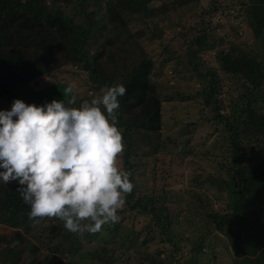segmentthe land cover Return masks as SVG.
Returning a JSON list of instances; mask_svg holds the SVG:
<instances>
[{
  "label": "trees",
  "instance_id": "obj_1",
  "mask_svg": "<svg viewBox=\"0 0 264 264\" xmlns=\"http://www.w3.org/2000/svg\"><path fill=\"white\" fill-rule=\"evenodd\" d=\"M177 1L0 0V102H4L0 111H10L15 100L39 107L64 99L66 106L72 107L63 93L74 83L77 100L73 107L78 108L82 102H90L102 87L122 84L126 93L118 98L117 127L124 152L119 167L131 173L133 190L124 195L119 221L113 226L103 225L102 230L112 226L113 233H118L125 213L150 216L155 227L161 229L163 242L181 253L171 227L178 217L171 218L170 209L164 208L167 201L173 200L191 209L188 213L191 219L184 217V220L193 225L192 232L198 235L195 245H191L190 259L179 263L175 258L172 262L168 258L163 261L159 254L141 251L148 237L139 244L137 236L123 249V243H103L88 232L72 233L57 218H44L33 227L30 205L16 191L18 182L5 184L0 180V226L13 230L12 240L21 235L32 240L34 246L29 250L34 262L41 252L47 255L41 264H74L80 255L95 264H128L129 255L139 256L142 264H198L205 257L207 263H214L213 254L207 256L204 252L208 248L206 241L215 232L221 245L229 247L232 264H264V0L239 1L238 15L249 31L250 42H242L238 47L222 38L216 57L219 67L204 74L193 69L203 87L202 103L212 113L204 122L218 130L215 134L226 147V151H220L225 160L221 169L226 171V179L218 176L222 181L208 180L210 186L223 187L227 192V205L223 211L207 212L203 217L200 210L203 201L197 195L201 184L188 191L195 200L187 201L185 194L171 187L167 178L163 177V183L156 189L160 180L155 178L156 172L151 195L136 197L140 188L144 190L138 182L143 173L139 159L153 157L159 151L171 154L177 147L175 142H170L171 147L161 141L162 104L172 99L163 100L159 96L152 79L154 62L143 44L145 39L148 42L160 39L155 32L159 31L161 18L168 16L167 4ZM180 2L186 4L189 0ZM208 7V12H203L208 19H202L194 29L195 41L188 46L191 53L195 46L204 45L209 29L216 31L220 26L217 23L210 27L217 9ZM140 31L142 34L138 35ZM218 72L232 85L227 103L219 99L222 79ZM249 121L259 126L253 134L247 132ZM207 154L206 151V158ZM258 156H263L260 163L256 162ZM252 161L257 164L250 165ZM195 203L197 207H192ZM146 229L148 233L152 230L149 226Z\"/></svg>",
  "mask_w": 264,
  "mask_h": 264
},
{
  "label": "rangeland",
  "instance_id": "obj_2",
  "mask_svg": "<svg viewBox=\"0 0 264 264\" xmlns=\"http://www.w3.org/2000/svg\"><path fill=\"white\" fill-rule=\"evenodd\" d=\"M180 1L167 4L168 16L161 18L159 31L155 32L160 35L159 40L148 42L145 37L142 38V40L145 39L143 42L144 47L148 50L154 62L152 79L159 90V96L163 100L172 99V101H165L162 104L163 128L161 141L171 147L170 142H175L177 147L173 152L171 151V154L159 151L153 157L139 159V162L143 164L141 169L143 173L140 175L142 179L138 182L144 190L142 191L139 187V194H136V197H140L138 195L144 193H147L146 195L151 193L154 172L157 173L155 178H160L156 182V189L163 183L162 178H167L171 183V187L178 193L185 194L184 198L187 201L195 200L194 197L190 198L188 191L192 190L194 185L201 184L202 186H199L198 194H196L202 198L203 202L200 210L204 217L207 212L223 211L229 200L227 192L222 189L223 187L210 186V180H208L211 179L212 181L216 178L220 182L222 179H226V171L221 169L222 165H225V160L220 155V151H226V147L219 140L218 133L215 134L218 130H215V128L213 130L209 123L204 122V118L212 116V113L207 108L205 109L202 103L204 98L203 87L200 85L193 69L196 68L204 74L211 68L216 69L219 67L216 57L218 51H220V39L223 38L226 42H233L238 47H241L242 42L247 44L251 39H249V31L240 22L238 15L237 9L240 0H212V3L210 0H189V3L186 4H181ZM210 5L217 9L215 15L212 16L210 27L213 28V25L217 23L220 26L216 28V31L209 29L208 38L203 41L204 45L195 46L191 53L188 46L195 41L194 29L197 24L201 23L202 19H208L207 16H203V12H208V6ZM90 10L91 8H88V11ZM83 24L88 26L86 21ZM139 34L141 35L142 31ZM262 50H264V47ZM218 74L222 79L219 99L227 103L232 85L227 82L226 77L221 75L220 72ZM204 86L208 90V85L204 84ZM2 103L0 102V104ZM0 109H4L3 104ZM262 112H264V109ZM257 130H259L258 123L249 121L247 132L253 134ZM206 151L208 152V158L205 156ZM138 154L141 155V152ZM256 159H258L256 162L260 163L263 161V156H258ZM257 163L252 161L250 165ZM192 207H197V204L195 203ZM164 208L170 209L171 218L178 217L177 220L172 221L173 225L171 227L175 232V240L178 241L177 247L181 250V253L174 252L171 247L163 242L161 229L155 227L150 216H139L137 213H125L122 216V229L118 233H113L111 227L114 224H112L110 230H101L93 236L103 243L112 245L113 242L117 245L123 243V246L121 245L123 249L127 247L126 245L131 244L137 236L139 237L137 240L139 244L144 237H148L149 241L141 251L149 252V255L159 254V259L163 258V261L168 258V261L172 262V258H175L179 260V263L186 262L191 257V245H195L198 237L196 232H192L193 225L184 220V217L191 219L188 215L191 209L185 204L173 200L167 201V207ZM148 226L152 228L150 233L146 229ZM12 233L13 230L0 226V261L2 264H41V261L47 255L38 252V257L34 262L32 252L29 250L34 246L32 240L25 235L12 240ZM212 234L209 240L206 241L208 248L205 249L204 253L207 256L213 254L215 262L207 263L208 257H205L201 258L198 264H232L229 258V254H231L229 247L222 246L221 241L218 240V235L215 232H212ZM85 245H87L86 242ZM126 258L128 264H142L143 262L137 255H129ZM74 264L95 263L80 255V258L77 257L74 260Z\"/></svg>",
  "mask_w": 264,
  "mask_h": 264
},
{
  "label": "clouds",
  "instance_id": "obj_3",
  "mask_svg": "<svg viewBox=\"0 0 264 264\" xmlns=\"http://www.w3.org/2000/svg\"><path fill=\"white\" fill-rule=\"evenodd\" d=\"M75 87L64 89L68 105L76 104ZM125 93L114 84L78 108L64 99L39 107L15 100L0 111V180L18 182L33 227L57 218L72 233L95 234L118 222L123 197L133 190L131 173L119 167L118 98Z\"/></svg>",
  "mask_w": 264,
  "mask_h": 264
}]
</instances>
